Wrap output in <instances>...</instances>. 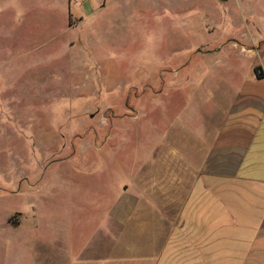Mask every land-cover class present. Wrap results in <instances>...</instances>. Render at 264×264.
<instances>
[{
    "label": "rangeland",
    "instance_id": "obj_1",
    "mask_svg": "<svg viewBox=\"0 0 264 264\" xmlns=\"http://www.w3.org/2000/svg\"><path fill=\"white\" fill-rule=\"evenodd\" d=\"M88 1L0 0V264L96 252L120 230L106 205L150 197L164 150L193 154L235 94H264V0H101L80 19ZM253 37L261 56L240 52Z\"/></svg>",
    "mask_w": 264,
    "mask_h": 264
},
{
    "label": "crops",
    "instance_id": "obj_2",
    "mask_svg": "<svg viewBox=\"0 0 264 264\" xmlns=\"http://www.w3.org/2000/svg\"><path fill=\"white\" fill-rule=\"evenodd\" d=\"M99 1L84 2L77 16L92 14ZM258 43L248 38L251 47L240 52L261 56ZM256 66L250 80L260 79ZM197 137L193 154L173 158L164 150L162 181L141 187L150 197L106 205L120 230L104 233L111 242L96 252L83 244L71 264H264V94H235L214 134ZM144 207L145 228L131 222Z\"/></svg>",
    "mask_w": 264,
    "mask_h": 264
},
{
    "label": "trees",
    "instance_id": "obj_3",
    "mask_svg": "<svg viewBox=\"0 0 264 264\" xmlns=\"http://www.w3.org/2000/svg\"><path fill=\"white\" fill-rule=\"evenodd\" d=\"M255 70H256V74H257L258 78H263L264 77V74H263V72L260 71V67L259 66H256Z\"/></svg>",
    "mask_w": 264,
    "mask_h": 264
},
{
    "label": "built area",
    "instance_id": "obj_4",
    "mask_svg": "<svg viewBox=\"0 0 264 264\" xmlns=\"http://www.w3.org/2000/svg\"><path fill=\"white\" fill-rule=\"evenodd\" d=\"M73 1L78 2L79 0H73Z\"/></svg>",
    "mask_w": 264,
    "mask_h": 264
}]
</instances>
